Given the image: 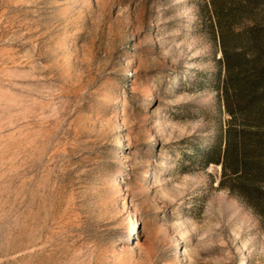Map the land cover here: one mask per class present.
<instances>
[{"label":"rangeland","instance_id":"rangeland-1","mask_svg":"<svg viewBox=\"0 0 264 264\" xmlns=\"http://www.w3.org/2000/svg\"><path fill=\"white\" fill-rule=\"evenodd\" d=\"M202 1L0 0V264H264Z\"/></svg>","mask_w":264,"mask_h":264},{"label":"trees","instance_id":"trees-1","mask_svg":"<svg viewBox=\"0 0 264 264\" xmlns=\"http://www.w3.org/2000/svg\"><path fill=\"white\" fill-rule=\"evenodd\" d=\"M197 15L220 52L217 89L228 115L200 159L219 165V186L263 216L264 0H203Z\"/></svg>","mask_w":264,"mask_h":264}]
</instances>
